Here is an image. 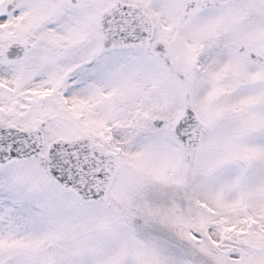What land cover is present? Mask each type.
<instances>
[{
  "label": "snow or ice",
  "instance_id": "6c2138e0",
  "mask_svg": "<svg viewBox=\"0 0 264 264\" xmlns=\"http://www.w3.org/2000/svg\"><path fill=\"white\" fill-rule=\"evenodd\" d=\"M0 264H264V0H0Z\"/></svg>",
  "mask_w": 264,
  "mask_h": 264
}]
</instances>
